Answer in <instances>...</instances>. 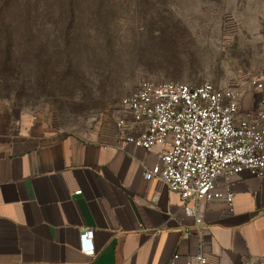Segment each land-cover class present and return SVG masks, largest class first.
<instances>
[{
    "label": "crops",
    "instance_id": "1",
    "mask_svg": "<svg viewBox=\"0 0 264 264\" xmlns=\"http://www.w3.org/2000/svg\"><path fill=\"white\" fill-rule=\"evenodd\" d=\"M263 97L245 93L239 117H253ZM112 117L78 136L0 101V264H184L200 253L209 264H264V178L235 177L232 204H199L198 224L161 180L145 178L164 148L121 150Z\"/></svg>",
    "mask_w": 264,
    "mask_h": 264
},
{
    "label": "rangeland",
    "instance_id": "2",
    "mask_svg": "<svg viewBox=\"0 0 264 264\" xmlns=\"http://www.w3.org/2000/svg\"><path fill=\"white\" fill-rule=\"evenodd\" d=\"M0 101L85 136L142 81L264 83V0H10ZM254 93V92H253Z\"/></svg>",
    "mask_w": 264,
    "mask_h": 264
},
{
    "label": "built area",
    "instance_id": "3",
    "mask_svg": "<svg viewBox=\"0 0 264 264\" xmlns=\"http://www.w3.org/2000/svg\"><path fill=\"white\" fill-rule=\"evenodd\" d=\"M249 86L250 92L264 90L260 81H251ZM242 96L241 90L208 82L192 87L142 81L122 98L120 108L112 115L121 150L129 145L147 151L164 148L161 166L146 172L145 178L161 180L180 197L185 211L198 218V224L199 204H232L235 177L248 172L264 178V97L253 117L240 118ZM92 238V231L81 235L88 255L95 253L89 246ZM177 259L175 256L169 264H177ZM184 264L209 263L200 253Z\"/></svg>",
    "mask_w": 264,
    "mask_h": 264
},
{
    "label": "trees",
    "instance_id": "4",
    "mask_svg": "<svg viewBox=\"0 0 264 264\" xmlns=\"http://www.w3.org/2000/svg\"><path fill=\"white\" fill-rule=\"evenodd\" d=\"M21 8L11 7L10 0H0V25L3 30L11 29V19L13 14L19 13Z\"/></svg>",
    "mask_w": 264,
    "mask_h": 264
}]
</instances>
